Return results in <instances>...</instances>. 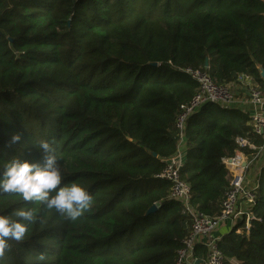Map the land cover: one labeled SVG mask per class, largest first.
<instances>
[{
	"label": "trees",
	"instance_id": "obj_1",
	"mask_svg": "<svg viewBox=\"0 0 264 264\" xmlns=\"http://www.w3.org/2000/svg\"><path fill=\"white\" fill-rule=\"evenodd\" d=\"M259 65L264 0H0V169L13 158L42 163L47 140L62 182L92 196L70 221L0 192V215L35 216L22 240L5 242L0 264H176L190 220L157 174L176 150L179 106L198 91L184 69L264 86ZM185 127L180 178L190 205L213 216L235 138H262L232 107L203 105ZM256 182L248 229L242 219L218 241L225 264H264V163Z\"/></svg>",
	"mask_w": 264,
	"mask_h": 264
},
{
	"label": "built area",
	"instance_id": "obj_2",
	"mask_svg": "<svg viewBox=\"0 0 264 264\" xmlns=\"http://www.w3.org/2000/svg\"><path fill=\"white\" fill-rule=\"evenodd\" d=\"M206 69L186 68L184 72L198 84V91L187 104L179 106L175 127L178 141L175 152L165 159L163 170L157 174L159 178L170 181L169 198L181 203L188 213L190 231L178 250L176 264H195L197 257L195 249L203 247L205 256L201 259L203 264H225L221 250L218 246L219 236L214 234L218 225L224 221L232 226L242 219L246 225L252 217L251 209L255 204V193L252 187H245L248 169L252 159L257 157L264 147V87L254 84L252 77L240 74L237 79L228 85L216 84ZM232 83L247 86L246 97L240 101L236 99ZM213 104L219 108L233 106H250L248 110L249 123L255 135H260L262 144L258 145L246 137L235 138L233 155L223 158L222 161L229 173V186L224 192L218 214L210 216L190 205L189 185L180 178V167L185 161V126L187 119L201 106ZM251 156L248 157L247 153ZM247 226H245L246 228ZM238 231V230H237Z\"/></svg>",
	"mask_w": 264,
	"mask_h": 264
},
{
	"label": "clouds",
	"instance_id": "obj_3",
	"mask_svg": "<svg viewBox=\"0 0 264 264\" xmlns=\"http://www.w3.org/2000/svg\"><path fill=\"white\" fill-rule=\"evenodd\" d=\"M20 139L18 133L13 134L10 144H16ZM37 147L45 153L42 163L13 158L4 164L0 169V192L18 194L25 202H39L45 208L75 221L90 209L91 194L79 183L62 182L60 161L47 140H42ZM13 215L15 219L7 214L0 215V254L6 241L22 240L27 226L35 221L30 209L15 210ZM40 259H44L43 254Z\"/></svg>",
	"mask_w": 264,
	"mask_h": 264
},
{
	"label": "crops",
	"instance_id": "obj_4",
	"mask_svg": "<svg viewBox=\"0 0 264 264\" xmlns=\"http://www.w3.org/2000/svg\"><path fill=\"white\" fill-rule=\"evenodd\" d=\"M252 81H253L254 84H258L259 86H261L259 83H256L253 79H252ZM232 85H233L232 86V89L235 92L236 99L238 101L244 99L246 97V91H247L246 89H247V86L246 85H242V84H234V83H232ZM207 105L215 106L213 104H207ZM241 105L242 104H240L237 107L236 106H233L232 108H236L239 111L248 114V110H249L250 106H241ZM215 107H217V106H215ZM217 108H219V107H217ZM263 153H264V147L261 150V152L259 153V155L257 157H255L254 159H252V161L250 163V169H248V173H247V175H250V177L252 175H254L255 170H257V174L259 173V169L262 166V163L259 164V162H262V160L264 159ZM248 182H249V180H248ZM256 184H257V182H256V179H255L251 185H252V187H254V185L256 186ZM231 227H232V225L230 224V222L224 221L223 223H221L220 225L217 226V228L214 231V234L217 235V236H219V237H221ZM232 262H234V261L232 260Z\"/></svg>",
	"mask_w": 264,
	"mask_h": 264
},
{
	"label": "rangeland",
	"instance_id": "obj_5",
	"mask_svg": "<svg viewBox=\"0 0 264 264\" xmlns=\"http://www.w3.org/2000/svg\"><path fill=\"white\" fill-rule=\"evenodd\" d=\"M212 107L215 108V106H212ZM263 156H264V153H263ZM263 162H264V159L262 160V162H259V164H261V163L263 164ZM256 175H257V170H255L254 175H252L251 177H250V175H247V178L245 180V187L246 188H248V189H251L252 188V185L251 184L256 179ZM248 180H249V182H248ZM249 225H250V223H248L246 225V222H245V226H247L246 229H248Z\"/></svg>",
	"mask_w": 264,
	"mask_h": 264
},
{
	"label": "water",
	"instance_id": "obj_6",
	"mask_svg": "<svg viewBox=\"0 0 264 264\" xmlns=\"http://www.w3.org/2000/svg\"><path fill=\"white\" fill-rule=\"evenodd\" d=\"M258 69H259L260 78L264 82V69L260 65L258 66ZM153 155L155 156V153H153ZM155 209H157V206L154 204L147 210V213H151V212L155 211ZM200 262H201V260L198 259V260H196L195 264H199Z\"/></svg>",
	"mask_w": 264,
	"mask_h": 264
}]
</instances>
